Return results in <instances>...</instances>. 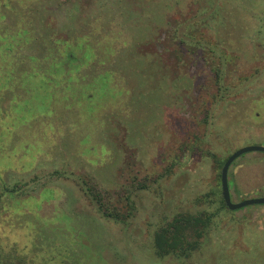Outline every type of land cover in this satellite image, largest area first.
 <instances>
[{"label":"rangeland","instance_id":"374dc122","mask_svg":"<svg viewBox=\"0 0 264 264\" xmlns=\"http://www.w3.org/2000/svg\"><path fill=\"white\" fill-rule=\"evenodd\" d=\"M263 14L264 0H0V192L22 184L0 196L3 264H264V204L197 202L228 155L264 146ZM228 184L235 202L264 196V152L236 158ZM199 211L213 213L187 231L199 245L157 255L159 228Z\"/></svg>","mask_w":264,"mask_h":264},{"label":"trees","instance_id":"16d2710c","mask_svg":"<svg viewBox=\"0 0 264 264\" xmlns=\"http://www.w3.org/2000/svg\"><path fill=\"white\" fill-rule=\"evenodd\" d=\"M87 190L98 205V209L106 217L113 218L114 220H123L121 215L114 210H109L107 206H104L101 201L99 194L92 193V190L88 187ZM206 201L218 203V209L227 208L221 197V191L217 192L212 190L208 194H205L197 198V202L204 203ZM213 213L197 212L196 214L190 215H176L169 222L165 223L159 228L154 235V247L155 252L159 256L167 254H175L178 256H188L192 250L198 245L199 241H188L187 231L194 232L197 237H202L205 229L211 222ZM0 264H3L2 257H0Z\"/></svg>","mask_w":264,"mask_h":264},{"label":"water","instance_id":"95a60500","mask_svg":"<svg viewBox=\"0 0 264 264\" xmlns=\"http://www.w3.org/2000/svg\"><path fill=\"white\" fill-rule=\"evenodd\" d=\"M264 152V146L261 145H248L240 147L234 150L223 162V165L220 170V189H221V197L225 206L231 210H238L246 206L256 205V204H264V196L260 197H249L244 198L239 201H233L231 198L229 184H228V169L233 161L238 158L240 155L248 153V152Z\"/></svg>","mask_w":264,"mask_h":264},{"label":"flooded vegetation","instance_id":"af4514ba","mask_svg":"<svg viewBox=\"0 0 264 264\" xmlns=\"http://www.w3.org/2000/svg\"><path fill=\"white\" fill-rule=\"evenodd\" d=\"M263 18H264V14H263ZM263 24H264V21H263ZM262 31L263 30H261L259 28V37L261 39H260V43H258L259 49H258V51L256 53V54H258V56H256V57H258L259 59H257L258 63L255 65V67L264 68V31L263 32ZM218 94H219L218 92H214V95H218ZM224 95H226V94H223V96ZM258 100H259L258 101L259 104L256 103V105H258V107L261 110H264V94H263V97H260ZM257 115H258V113H257ZM13 185L15 187L14 188H10L9 186H7V183L6 182L1 181V192H0V196L1 195L3 196L4 194L19 196L20 195L19 192L22 189V187H20L22 185L21 182H20V180H18L17 183L14 182Z\"/></svg>","mask_w":264,"mask_h":264},{"label":"crops","instance_id":"0c3cea01","mask_svg":"<svg viewBox=\"0 0 264 264\" xmlns=\"http://www.w3.org/2000/svg\"><path fill=\"white\" fill-rule=\"evenodd\" d=\"M70 61H73V59H74V56L72 55V56H70ZM85 66V65H84ZM64 77H62V79H63ZM66 78H67V76H66Z\"/></svg>","mask_w":264,"mask_h":264}]
</instances>
